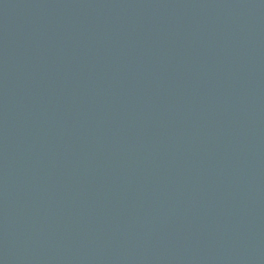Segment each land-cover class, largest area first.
<instances>
[{"label": "water", "instance_id": "95a60500", "mask_svg": "<svg viewBox=\"0 0 264 264\" xmlns=\"http://www.w3.org/2000/svg\"><path fill=\"white\" fill-rule=\"evenodd\" d=\"M0 264H264V0H0Z\"/></svg>", "mask_w": 264, "mask_h": 264}]
</instances>
